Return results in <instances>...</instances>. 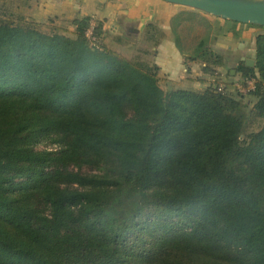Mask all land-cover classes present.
Wrapping results in <instances>:
<instances>
[{
  "label": "trees",
  "instance_id": "obj_1",
  "mask_svg": "<svg viewBox=\"0 0 264 264\" xmlns=\"http://www.w3.org/2000/svg\"><path fill=\"white\" fill-rule=\"evenodd\" d=\"M8 1L0 264H264V33L231 81L206 49L215 82L165 92L156 65L108 48L89 17L47 33ZM237 75L254 81L249 110Z\"/></svg>",
  "mask_w": 264,
  "mask_h": 264
},
{
  "label": "crops",
  "instance_id": "obj_2",
  "mask_svg": "<svg viewBox=\"0 0 264 264\" xmlns=\"http://www.w3.org/2000/svg\"><path fill=\"white\" fill-rule=\"evenodd\" d=\"M32 9L36 14L32 20L41 24L60 17L73 25L75 19L89 17L92 27L101 26L105 43L110 42L114 50L144 47L160 77L194 91H203L216 80L204 73L208 63L203 51L223 56L225 67L214 68L221 75L220 82H226L225 72L235 76L240 63L255 61L256 38L264 32L258 26L163 0H32ZM239 80L237 75L236 86L243 92Z\"/></svg>",
  "mask_w": 264,
  "mask_h": 264
},
{
  "label": "rangeland",
  "instance_id": "obj_3",
  "mask_svg": "<svg viewBox=\"0 0 264 264\" xmlns=\"http://www.w3.org/2000/svg\"><path fill=\"white\" fill-rule=\"evenodd\" d=\"M31 5V6H28ZM6 8H8L9 11L13 12L16 15H20L26 18H30V19H35V12L32 9V0H9L6 3ZM41 24V23H39ZM53 28L57 29L56 32L60 33V34H66L69 35V31L72 32V30H74L75 28L72 25V22L70 20H66L64 18H60V17H56V18H52L50 21L47 19L45 23L41 24V29L44 32H50V31H54L52 30ZM66 30V31H63ZM264 33V32H263ZM70 36V35H69ZM91 37V35H90ZM93 39V38H92ZM94 41V40H93ZM103 44L106 45L108 48H110L111 50L115 51L116 53H118L119 55L130 59L138 64H146L148 66H154V64L151 61V55L150 53H148L149 51H145L144 47H140V46H135L133 49H128L127 47H123L124 49L122 51H116L114 50L112 44L110 42L105 43V40L103 39ZM111 44V45H110ZM228 73L230 71H227ZM227 72H225L224 76L227 78L226 81H231L233 78V76L230 74L227 75ZM159 74V72H158ZM160 82H159V86L161 87V89L165 92H169L170 90H175V89H180L176 86H174L173 83H171L170 81L166 80L165 78L160 77ZM215 82V80H214ZM211 82L210 84L214 83ZM208 84V86L210 85ZM237 84V83H235ZM239 86H241V89L243 88L245 90V92L240 91V89H237V91H235L234 93L238 92L240 94H246V97H243V104H246L248 106V110L254 105V103L256 102V98L250 95H247V91L248 88H246L247 86H242L241 81L239 82ZM249 86V84H248ZM127 114L128 117L132 116V111L130 109L127 110ZM258 124H252V127L248 130H252V129H257ZM247 141L245 143H248L250 141V138L246 139ZM53 146L49 145V143H45L43 145H41V147L39 149H51ZM75 171H77V168H73ZM81 172L84 174H91L94 173L95 171L92 168L89 167H83L81 169Z\"/></svg>",
  "mask_w": 264,
  "mask_h": 264
},
{
  "label": "water",
  "instance_id": "obj_4",
  "mask_svg": "<svg viewBox=\"0 0 264 264\" xmlns=\"http://www.w3.org/2000/svg\"><path fill=\"white\" fill-rule=\"evenodd\" d=\"M202 11L211 16L241 24H250L264 28V0H163ZM246 65L253 67L255 61ZM234 75L235 72L233 71Z\"/></svg>",
  "mask_w": 264,
  "mask_h": 264
},
{
  "label": "built area",
  "instance_id": "obj_5",
  "mask_svg": "<svg viewBox=\"0 0 264 264\" xmlns=\"http://www.w3.org/2000/svg\"><path fill=\"white\" fill-rule=\"evenodd\" d=\"M91 31H92V30L89 31V35L92 34ZM248 84H249V86H248V90H253V89H254V81H250ZM238 87H240V86H238ZM242 90H243V92H245V90H244L243 88H242Z\"/></svg>",
  "mask_w": 264,
  "mask_h": 264
}]
</instances>
